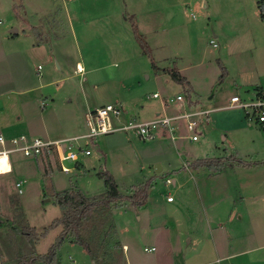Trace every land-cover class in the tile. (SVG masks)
Returning <instances> with one entry per match:
<instances>
[{
  "label": "rangeland",
  "instance_id": "1",
  "mask_svg": "<svg viewBox=\"0 0 264 264\" xmlns=\"http://www.w3.org/2000/svg\"><path fill=\"white\" fill-rule=\"evenodd\" d=\"M34 12L38 28L29 30L25 19ZM78 62L87 70L83 75L76 72ZM222 67L227 76L220 83ZM171 71L188 83L175 82ZM254 84L264 87V0H0L1 133L68 139L86 133L89 106L122 104L129 117L143 109L153 115L164 101L187 93L201 107L215 109L196 142L142 141L134 132L103 136L89 146L92 156L80 158L81 174L74 165L66 175L54 161L42 160V180L35 158L9 155L14 172L0 177V263L44 255L56 241L60 228L34 242L25 231L40 234L61 217L54 183L99 196L108 191L100 174L108 172L122 196L150 181L152 186L144 206L126 200L113 205V213L125 209L132 217L116 213L111 239L91 241L97 226H86L85 239L104 258L98 264H128L124 238L133 245L132 264H143L136 249L145 264H264V127L248 122L243 110L227 108L233 96L250 98ZM157 157L163 172L156 171ZM231 157L248 165L229 160L221 173L191 166ZM0 159L7 164L6 156ZM48 168L56 171L53 180ZM10 171L0 167L1 174ZM23 180L19 194L15 184ZM168 195L175 203H167ZM145 208L152 226L136 220ZM63 245L61 264H93L83 247ZM229 248L235 256L229 257Z\"/></svg>",
  "mask_w": 264,
  "mask_h": 264
},
{
  "label": "built area",
  "instance_id": "2",
  "mask_svg": "<svg viewBox=\"0 0 264 264\" xmlns=\"http://www.w3.org/2000/svg\"><path fill=\"white\" fill-rule=\"evenodd\" d=\"M210 44L217 48L216 40H211ZM78 73L83 74V70L78 68ZM153 98L158 99L160 95L154 94ZM165 108L173 109L172 114H159L152 121H141L135 118H127V114L120 104H108L100 108H95L85 114L87 131L77 137L62 140H47L40 137H30L19 135L9 140L4 135H0V156H6L10 161L13 153H21L25 157L37 158L59 165L61 171L69 174L73 168L69 165L77 166L81 157L91 155L89 146L99 138L114 133L134 132L142 141L171 138L173 141L187 138L192 142L199 141L203 134V127L215 109L201 107L199 103L188 100L186 96L177 95L175 99L166 100L163 103ZM45 104H42L44 107ZM239 108L244 111L245 117L251 124H258L264 127V87L254 91L248 99L240 96H233L229 106ZM181 123V126L179 125ZM185 133L186 135H182ZM172 184L171 180H167ZM16 188L19 194H23L24 182H17ZM168 202H173V196H167ZM145 251H154L147 249ZM236 254L230 253L229 257ZM222 260L218 259V263Z\"/></svg>",
  "mask_w": 264,
  "mask_h": 264
},
{
  "label": "trees",
  "instance_id": "3",
  "mask_svg": "<svg viewBox=\"0 0 264 264\" xmlns=\"http://www.w3.org/2000/svg\"><path fill=\"white\" fill-rule=\"evenodd\" d=\"M135 37L141 47V49L148 54L149 48L142 37L139 35L138 29L133 26ZM171 78L179 84H187V80L183 78L180 73L176 71H171L169 73ZM227 76L226 68L222 67V75L220 76V83L224 81ZM186 98L190 100V95L187 93ZM229 160H236V158L231 157L228 160L225 158H207L197 160L191 163L193 169L198 170L201 168H207L214 173H221L227 167L231 165L228 163ZM237 161V160H236ZM240 165H248L247 163L239 160L237 161ZM50 165V162L47 161ZM233 167V166H232ZM100 177L105 181V185L108 188L106 194H102L94 197L85 196L80 190L67 189L61 192H54L53 196L55 198V204L59 206L62 211L60 218L55 219L44 231L37 234L35 231H29L26 235H29L31 241H39V239L44 238L47 234L59 227L62 228L61 233L57 237L56 241L49 248L48 252L44 255H33L28 261L21 262L19 264H61L59 261V250L62 245L67 241L71 240L75 244L83 247V249L88 253V255L94 260L96 264L102 261L97 255V252H93L90 243L85 239L83 232L85 230V225L89 222L95 221L98 217H103L104 220L111 219V213L113 205L119 200H126L130 202L135 207H141L146 204L149 190L152 186V181L141 185L140 187H135V191L130 196H122L119 192L118 186L115 179L108 172L101 173ZM104 215L107 217L104 218ZM101 220L94 230L95 234L91 235V241L98 242L103 237L102 242L107 240V237L112 238L111 233L115 231V226L113 223H107V221ZM108 224V228L105 230L104 234L99 230L101 227Z\"/></svg>",
  "mask_w": 264,
  "mask_h": 264
},
{
  "label": "crops",
  "instance_id": "4",
  "mask_svg": "<svg viewBox=\"0 0 264 264\" xmlns=\"http://www.w3.org/2000/svg\"><path fill=\"white\" fill-rule=\"evenodd\" d=\"M35 13H38V12H34V15L32 14V15H30V14H28L27 15V17H26V23H27V25L29 26V30H33V29H35V28H38V25H36L37 23H36V20H37V17H34V16H36L35 15ZM34 17V18H33ZM63 23H64V25H67V23H66V21L65 20H63ZM14 35H19V31L17 30V32H14ZM78 68H80V69H82L83 70V74L84 73H86L87 72V70L85 69V67L80 63V62H78L77 63V69ZM38 69H41V67H38ZM93 71V70H92ZM76 72L78 73V71L76 70ZM80 74V73H79ZM83 74H80V75H83ZM261 87H263V86H261V85H259V84H254L253 85V91H255V90H257L258 88H261ZM154 94H157V93H154ZM153 94V95H154ZM159 94V93H158ZM160 95V94H159ZM161 97V96H160ZM159 99V98H158ZM122 105V104H121ZM95 108H97V107H94V108H92V107H87L86 108V110L84 111V117H85V114L88 112V111H90V110H93V109H95ZM163 108V107H162ZM162 113H167V114H170L169 113V111L166 109V108H163L162 109V111H155V113L153 114V115H151L149 112H147V111H145L144 109L142 110V112L139 114V115H137L136 113L135 114H133L131 117H129L128 115H127V118L129 119V118H135V119H139V120H142L141 118H144L142 121H152V120H154V119H156L157 118V116L159 115V114H162ZM1 121L2 120H5L6 118L4 117V115H1ZM1 126V125H0ZM9 127V129L11 130V128H13V127H10V126H8ZM13 132V131H12ZM11 132V133H12ZM0 135H4L5 136V138L7 139V140H9L10 138H12V137H14V136H12V137H10L12 134H4V133H1L0 132ZM22 135V134H21ZM25 135V134H24ZM28 136H30V137H34L33 135H29V134H27ZM76 135V134H75ZM73 136V137H77V136ZM78 135V134H77ZM80 136V135H79ZM73 137H69V138H73ZM65 139V138H64ZM100 139V138H99ZM98 139V140H99ZM164 139V138H163ZM47 140H49V139H47ZM51 140H62V139H51ZM98 140L96 141V142H94V146H97L99 143H98ZM90 156H92V154L90 155ZM11 158V157H10ZM157 163L155 164V166H161V170L159 171V172H163L164 171V165L162 164V163H159V160H160V158L159 157H157ZM34 161L38 164V168H39V171H40V174H41V179L43 180V179H45L47 176H45V174L42 172V170H41V165H42V161L40 160V159H37V158H35L34 159ZM7 164H5V165H0V167H8V166H11V171L10 172H8V173H4V174H1L0 173V177H2V176H8V175H10V174H12L13 172H14V168H15V166H14V164H13V161L10 159V161H7L6 162ZM57 164V163H56ZM77 169L76 170H79V174H81V172H82V168H85V165L84 164H78L77 166ZM54 169H50V168H48V177H50V178H52V180L54 179V177H55V172L56 171H53ZM75 170V171H76ZM72 172H74V171H71L69 174H66V175H70V174H72ZM33 174H35V172H33ZM43 177V178H42ZM78 177H80L79 175H78ZM17 182H24L25 184H26V180H23V181H17ZM17 182H16V184H17ZM62 183V182H61ZM15 184V185H16ZM24 184V185H25ZM173 184H177V180H173ZM34 187H36V186H34ZM80 188V190L82 191V193L85 195V196H87V197H94L93 195H87L86 193H85V191L83 190V188H81V187H79ZM41 189L43 190L44 188H43V186H41ZM52 189H54V192H61V191H64V189L63 190H61L60 188H58V186H57V183H54L53 184V186H52ZM67 189H69V188H67ZM67 189H65V190H67ZM39 190H40V188H39ZM41 191V190H40ZM24 193V192H23ZM168 196H172V195H168ZM175 201H176V199L174 198V201L173 202H168L167 201V203L168 204H173V203H175ZM47 202H49V200L47 201ZM134 209V208H133ZM125 210V209H124ZM124 210H121V211H116L115 213H111V219L108 221V219L107 220H104V221H107V223H113L114 224V226H116V221H117V218H115L114 219V217H115V215H116V213H121V214H124V215H126L127 217H132V215L131 214H129L128 212H124ZM135 212H136V210H134ZM140 212H143V215L142 216H139L138 214L136 215V220H139L140 222H143L144 220H146V223L149 225V226H152L151 224H150V220H152V214H150L151 212H149V210H147V208H145V209H142ZM126 213V214H125ZM137 213V212H136ZM130 215V216H129ZM98 220L99 221H101V220H103V219H101V217H98L97 219H95V221H92V222H89L88 224H86L85 225V229L87 228L86 226H89V225H93L94 227L96 226V225H98L99 224V222H98ZM109 223V224H110ZM60 229H61V231H62V228L61 227H59ZM85 231L86 230H84V233H85ZM123 232V231H122ZM159 232L158 231H156V229H154V231H153V233H152V237H153V239H155L159 234H158ZM93 235L95 234V232H93L92 233ZM91 236V235H90ZM125 239V238H124ZM122 240L123 241V244H122V248H124L125 249V255H126V257H127V259H126V261L128 262V264H132V262H131V260H130V257H131V253H129V251H130V249H131V246H133L132 245V243H127L125 240ZM229 239V238H228ZM237 239V238H236ZM236 239H233V240H236ZM255 241H256V239H255ZM257 243V242H256ZM67 244H70V246H72V245H77V244H75L73 241H71V240H67L65 243H64V245H63V247L64 246H66ZM135 246V245H134ZM147 248V247H146ZM147 249H154L155 250V248L154 247H152V248H147ZM229 251H228V255L231 253V252H233L234 254H235V252L234 251H232L230 248L228 249ZM144 251H145V249H144ZM133 252H138L140 255H141V257H142V260H143V264H145V261H144V258H143V254L139 251V250H135V251H133ZM146 252V251H145ZM148 252H150V251H148ZM88 254V253H87ZM128 255V256H127ZM227 255V256H228ZM230 256V255H229ZM90 257V256H89ZM91 258V257H90ZM225 258H227V257H225ZM223 259V258H222ZM1 264V263H0ZM93 264H96L94 261H93Z\"/></svg>",
  "mask_w": 264,
  "mask_h": 264
},
{
  "label": "water",
  "instance_id": "5",
  "mask_svg": "<svg viewBox=\"0 0 264 264\" xmlns=\"http://www.w3.org/2000/svg\"><path fill=\"white\" fill-rule=\"evenodd\" d=\"M15 32H17V30ZM160 170H161V166H159V165L156 166V171L159 172Z\"/></svg>",
  "mask_w": 264,
  "mask_h": 264
},
{
  "label": "bare ground",
  "instance_id": "6",
  "mask_svg": "<svg viewBox=\"0 0 264 264\" xmlns=\"http://www.w3.org/2000/svg\"><path fill=\"white\" fill-rule=\"evenodd\" d=\"M3 156H4V155H3ZM3 161H4L3 159H2V160L0 159V163H2Z\"/></svg>",
  "mask_w": 264,
  "mask_h": 264
}]
</instances>
